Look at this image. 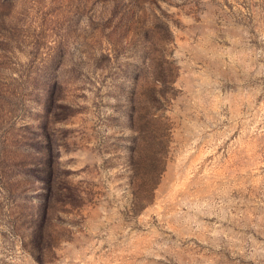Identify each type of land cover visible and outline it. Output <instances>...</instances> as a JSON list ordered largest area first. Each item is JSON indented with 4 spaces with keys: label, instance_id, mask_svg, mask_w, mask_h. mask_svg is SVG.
Listing matches in <instances>:
<instances>
[{
    "label": "rangeland",
    "instance_id": "374dc122",
    "mask_svg": "<svg viewBox=\"0 0 264 264\" xmlns=\"http://www.w3.org/2000/svg\"><path fill=\"white\" fill-rule=\"evenodd\" d=\"M0 264H264V0H0Z\"/></svg>",
    "mask_w": 264,
    "mask_h": 264
}]
</instances>
